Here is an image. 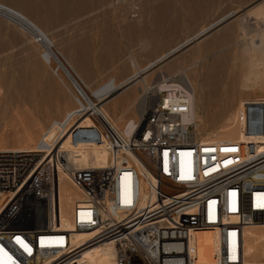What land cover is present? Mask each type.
I'll list each match as a JSON object with an SVG mask.
<instances>
[{
    "label": "built area",
    "instance_id": "2783aa9c",
    "mask_svg": "<svg viewBox=\"0 0 264 264\" xmlns=\"http://www.w3.org/2000/svg\"><path fill=\"white\" fill-rule=\"evenodd\" d=\"M187 110L185 96L155 94L130 138L110 127L114 160L97 167L70 163L59 146L0 147V264H87L84 251L101 242L113 264H264L244 255L245 229L264 226V153L207 148L179 120ZM63 175L79 192L69 224Z\"/></svg>",
    "mask_w": 264,
    "mask_h": 264
},
{
    "label": "rangeland",
    "instance_id": "374dc122",
    "mask_svg": "<svg viewBox=\"0 0 264 264\" xmlns=\"http://www.w3.org/2000/svg\"><path fill=\"white\" fill-rule=\"evenodd\" d=\"M259 1L0 0V6L43 32L46 44L97 98L114 95L131 77L166 59L144 83L106 104L114 120L124 109V118L139 114L158 93L155 82L165 76L193 94L198 139L237 113L229 134L234 139L264 135V87L259 80H245L242 52V43L258 42L264 28V15H246ZM9 19L0 12V146L12 145L25 130L35 135L36 129H46L54 139L85 105L40 36ZM142 89L144 99L136 110L129 108ZM93 130L94 142H110L96 119ZM225 149H235L226 151L235 157L257 152Z\"/></svg>",
    "mask_w": 264,
    "mask_h": 264
},
{
    "label": "bare ground",
    "instance_id": "6f19581e",
    "mask_svg": "<svg viewBox=\"0 0 264 264\" xmlns=\"http://www.w3.org/2000/svg\"><path fill=\"white\" fill-rule=\"evenodd\" d=\"M0 12L9 17L11 21L13 20L14 23L18 24L26 32H36L34 34L36 36H40L39 41H41L42 46L46 45L50 52L54 54L57 60L55 62H57V64L59 65L67 79L70 81V83H72L75 91L77 92V95L81 98L86 108L83 113L79 114V116L75 120H71L67 125L65 124L66 126H64L60 130V132L54 139L52 138V134L49 131L47 132L46 129H38L39 131H37L36 129L35 135L34 132L32 134L30 133V130H28V132H26L27 130H25L21 137H18L19 139L16 138L15 143L12 142V145H4L0 147H11L18 149L42 151L50 147L59 146L62 150L65 151L68 161L77 166L97 167L104 163L113 161L115 156V149L112 143L110 127H113L121 138H130L136 131L138 125L140 124V115L143 109L139 114L136 112L135 116H130L128 118H124L122 116L126 110L124 109V113H120L118 117L115 116L117 119L114 120V118H112V115L109 113L110 111L108 110V106L106 104L110 100H112V98H115V96H117L118 94L120 95L130 87H134L135 84L139 85L141 82L144 83L146 77H148L150 73H153V68H158L161 63L166 61V59L161 60L152 67L145 69L141 73H137L136 75L131 77L124 85L116 88L117 92L114 95L110 96L106 93L104 96L97 98L92 95V93L87 89L85 84L77 77V75L71 70V68L69 69L67 67V64L65 63L63 58L60 57L56 53V51L53 50L54 48H52V46H50L51 44H46L43 32L39 31L31 22H29L17 12L7 9L3 6H0ZM249 13H252L257 16H263L264 0L259 1L258 3L250 7L246 11V15ZM243 17L238 19L240 20ZM30 38L32 39V37ZM257 39L258 42L256 43L254 41H251V39L250 41L242 43V52L247 57V64H245L246 70L243 68L246 71L245 72L243 70L245 72V75H243L242 73L241 75L245 77V80L247 82H254L259 80L261 82L260 83L258 81L259 84L264 87V28L263 30H261V32H259ZM241 75L240 78L243 77ZM245 84L247 85V83ZM153 87L155 92L160 93L161 96L166 98L178 96L186 97L188 102V110L179 116V120L182 123L191 124L193 126L196 120L199 119V116L195 112L193 94L183 85L179 84L175 80L166 79L165 76H162V79L155 82ZM144 90H140L141 92L137 91V94L134 96L133 102H130L128 104L129 108L134 107L135 110L137 109L138 104L142 101V99H144ZM237 116V113L234 114V116L232 118H228L227 122L224 123L221 127H219L217 131L211 133L209 132V134L205 135L206 137H202V139L199 140L207 148L218 147L219 149L223 150L224 148H228V146H236L243 147L244 149L245 147H251L254 148V152L257 150V152H255L254 154L252 153L248 157L257 155L258 153H264V135L237 137L234 139L229 138L231 124L232 122H237ZM94 119L98 120V122L102 125L105 135L110 140L109 143L106 141L103 143L94 142ZM0 197H4V195L0 194ZM78 197V190L72 185L68 177L63 175L61 183L59 185V201L60 215L64 224H69V212L71 209V205L72 202ZM263 231L264 226H249L245 229L244 255L245 260L250 263H260L264 261V240L262 235ZM86 236L87 235L84 233H79L75 235V238L76 240H81ZM202 238L203 237H200V235L197 234V254L199 261L206 259L202 253L200 245V239ZM83 257L86 260L87 264H113V252L110 245H108V242H101L86 249L83 253Z\"/></svg>",
    "mask_w": 264,
    "mask_h": 264
},
{
    "label": "snow or ice",
    "instance_id": "6c2138e0",
    "mask_svg": "<svg viewBox=\"0 0 264 264\" xmlns=\"http://www.w3.org/2000/svg\"><path fill=\"white\" fill-rule=\"evenodd\" d=\"M225 151H235V149H225ZM181 178H182V179H190L191 177H190V176H188V177H184V176H182ZM233 195H234V194H233ZM258 206H259V207H264V204H260V205H258ZM16 242H17L18 244H20L21 247H23L25 251L30 252V249H29L28 245L25 244V243H24L19 237L16 238ZM0 251H2V249H0ZM4 255L7 256V253H4ZM8 261L10 262V264H15V262L12 261V258H11V257H8Z\"/></svg>",
    "mask_w": 264,
    "mask_h": 264
}]
</instances>
